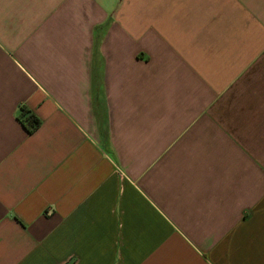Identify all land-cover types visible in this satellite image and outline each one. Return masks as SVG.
Wrapping results in <instances>:
<instances>
[{
	"label": "crops",
	"instance_id": "1",
	"mask_svg": "<svg viewBox=\"0 0 264 264\" xmlns=\"http://www.w3.org/2000/svg\"><path fill=\"white\" fill-rule=\"evenodd\" d=\"M0 264H264V0H0Z\"/></svg>",
	"mask_w": 264,
	"mask_h": 264
},
{
	"label": "trees",
	"instance_id": "2",
	"mask_svg": "<svg viewBox=\"0 0 264 264\" xmlns=\"http://www.w3.org/2000/svg\"><path fill=\"white\" fill-rule=\"evenodd\" d=\"M21 123L26 127L29 133L35 132L41 124V119L38 118L29 108L23 107L21 109L20 119Z\"/></svg>",
	"mask_w": 264,
	"mask_h": 264
}]
</instances>
